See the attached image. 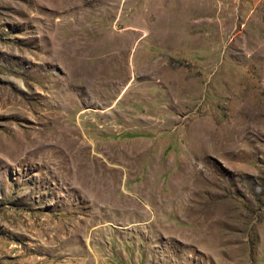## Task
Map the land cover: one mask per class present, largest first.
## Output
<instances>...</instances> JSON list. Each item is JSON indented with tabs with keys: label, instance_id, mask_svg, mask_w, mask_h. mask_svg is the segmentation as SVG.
<instances>
[{
	"label": "rangeland",
	"instance_id": "rangeland-1",
	"mask_svg": "<svg viewBox=\"0 0 264 264\" xmlns=\"http://www.w3.org/2000/svg\"><path fill=\"white\" fill-rule=\"evenodd\" d=\"M0 264H264V0H0Z\"/></svg>",
	"mask_w": 264,
	"mask_h": 264
},
{
	"label": "bare ground",
	"instance_id": "bare-ground-1",
	"mask_svg": "<svg viewBox=\"0 0 264 264\" xmlns=\"http://www.w3.org/2000/svg\"><path fill=\"white\" fill-rule=\"evenodd\" d=\"M73 5H74V4H73ZM131 29H132V28H131ZM57 119H58V118H56V121H57ZM69 131H70V130H69ZM65 132H66V131H65ZM65 132H64V134H65ZM68 133L70 134V132H68ZM66 134H67V133H66ZM75 134H76V133H75ZM73 135H74V134H73ZM65 136H66V135H65ZM68 137H69V136H68ZM60 138H61V137H60ZM74 138H75V137H74ZM74 138H73V141L76 140V139L74 140ZM66 140H67V139H66ZM68 140H69V139H68ZM31 141H32V140H31ZM61 142H62V141H61ZM66 142H67V141H66ZM63 143H64V142H63ZM67 144H68V143H67ZM70 144H71V143H70ZM68 145H69V144H68ZM72 146H73V145H72ZM67 147H68V146H67ZM79 147H80V146H79ZM81 147H82V146H81ZM81 147H80V149H81ZM63 148H64V147H63ZM75 148L77 149V147H75ZM85 148H86V147H85ZM78 149H79V148H78ZM81 151H82V149H81ZM77 152H79V151H77ZM123 167H124V166H123ZM188 176H189V175H188ZM189 187H190V186H189ZM189 187H188V188H189ZM218 222H219V221H218Z\"/></svg>",
	"mask_w": 264,
	"mask_h": 264
}]
</instances>
